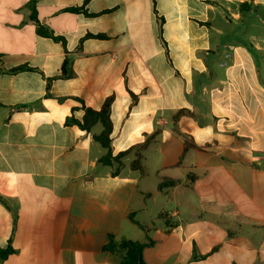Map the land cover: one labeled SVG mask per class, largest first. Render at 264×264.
I'll return each mask as SVG.
<instances>
[{
    "label": "crops",
    "instance_id": "obj_1",
    "mask_svg": "<svg viewBox=\"0 0 264 264\" xmlns=\"http://www.w3.org/2000/svg\"><path fill=\"white\" fill-rule=\"evenodd\" d=\"M0 61V264H120L110 235L149 236L148 264H264V0H0ZM112 95L114 155L161 131L143 175L67 124Z\"/></svg>",
    "mask_w": 264,
    "mask_h": 264
},
{
    "label": "trees",
    "instance_id": "obj_2",
    "mask_svg": "<svg viewBox=\"0 0 264 264\" xmlns=\"http://www.w3.org/2000/svg\"><path fill=\"white\" fill-rule=\"evenodd\" d=\"M242 11L250 9L249 3H244L241 5ZM68 12L73 13H84L85 15L89 16L88 11L86 10L85 6L83 7H72L66 9ZM32 18L38 23L36 15L33 13ZM38 33L44 37L51 38L55 41L61 42L66 49V40L63 37L55 36L52 31L48 28L42 27L38 23ZM89 37H96V38H105L104 35H87L85 38ZM83 40L80 42V46L82 45ZM1 63V61H0ZM73 60L71 58H66L63 66L60 78L68 79L74 76V72L72 69ZM32 68L28 67L27 65H22L11 70H2L3 72L15 74L24 71H31ZM53 79H48L49 84L52 82ZM132 95V105L136 104L138 101V96L135 94ZM114 95L109 96L104 101L102 107L99 110H94L92 108H85V114L83 117L82 122H77L73 117L68 118L67 124H76L82 130L86 132H90L96 125H101L102 131L94 135V139L98 142L105 150L106 154L99 159V163L104 166H109L113 169V175H118L122 167L124 166L123 159L130 155L134 154V159L130 163V168L134 171H138L141 175L145 173V152L153 144L157 137L160 134V130L157 129L151 135H146L145 140L142 143L136 144L125 151L119 152L117 155L113 153V146H112V133H113V123L111 119L112 114V104L114 103ZM186 114H191L189 111L181 110L175 114L174 120H177L181 116ZM196 145L191 139H186L184 143V151H187L190 148H195ZM179 181L169 180L164 181L159 184V188L164 186L172 185L175 186L179 184ZM130 219L134 221V217L131 216ZM143 230L146 228L140 226ZM154 244V241L147 236L146 241H135L130 239H122L116 240L113 235L109 236V241L105 246V250L110 252L111 254H117L120 256V264H148L145 262L143 253L147 247H150ZM14 252L11 244L6 249L0 250V260L4 261L9 255ZM205 256H196L195 258H204Z\"/></svg>",
    "mask_w": 264,
    "mask_h": 264
},
{
    "label": "rangeland",
    "instance_id": "obj_3",
    "mask_svg": "<svg viewBox=\"0 0 264 264\" xmlns=\"http://www.w3.org/2000/svg\"><path fill=\"white\" fill-rule=\"evenodd\" d=\"M134 228V230H136V232H138L139 233V231H138V229H136V227H133Z\"/></svg>",
    "mask_w": 264,
    "mask_h": 264
},
{
    "label": "water",
    "instance_id": "obj_4",
    "mask_svg": "<svg viewBox=\"0 0 264 264\" xmlns=\"http://www.w3.org/2000/svg\"><path fill=\"white\" fill-rule=\"evenodd\" d=\"M262 168L264 169V165L262 166Z\"/></svg>",
    "mask_w": 264,
    "mask_h": 264
}]
</instances>
